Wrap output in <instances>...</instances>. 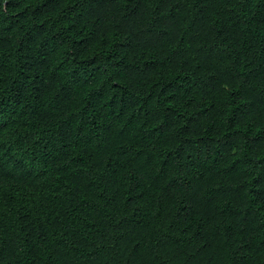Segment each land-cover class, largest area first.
<instances>
[{"label":"trees","instance_id":"obj_1","mask_svg":"<svg viewBox=\"0 0 264 264\" xmlns=\"http://www.w3.org/2000/svg\"><path fill=\"white\" fill-rule=\"evenodd\" d=\"M0 264H264V0H0Z\"/></svg>","mask_w":264,"mask_h":264}]
</instances>
